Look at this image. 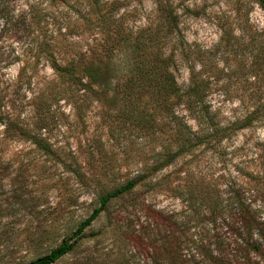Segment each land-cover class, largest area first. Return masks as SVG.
Listing matches in <instances>:
<instances>
[{
	"label": "rangeland",
	"instance_id": "rangeland-1",
	"mask_svg": "<svg viewBox=\"0 0 264 264\" xmlns=\"http://www.w3.org/2000/svg\"><path fill=\"white\" fill-rule=\"evenodd\" d=\"M31 1L8 0L10 14L0 19V264L49 254L102 195L140 174L151 181L113 200L54 264H264V120L236 130L254 97L264 96L261 6L171 0L179 16L167 47L175 50L172 72L183 90L199 86L203 118L221 134L201 143L198 113L177 105L199 143L156 171L166 149H175L172 132L160 126L169 115L155 116L149 96L141 107L130 105L108 84L98 93L62 89L58 100L48 97L57 76L40 48L44 39L68 45L86 62L105 61V43L156 27V0H43L44 28L30 47L25 25L2 27L20 20ZM112 59L122 76L127 55L116 51ZM42 118L46 129L37 123ZM34 135L45 137L55 155L41 151Z\"/></svg>",
	"mask_w": 264,
	"mask_h": 264
},
{
	"label": "trees",
	"instance_id": "trees-1",
	"mask_svg": "<svg viewBox=\"0 0 264 264\" xmlns=\"http://www.w3.org/2000/svg\"><path fill=\"white\" fill-rule=\"evenodd\" d=\"M7 1L0 0V19L3 15L9 16L10 14V9L4 5ZM42 1L36 0V2L27 3V8L22 10L20 20L18 19L14 23L8 20L2 29H6L9 25L15 27L17 31L21 25H25V31L32 35V39L29 41V46L32 47V42L38 39L39 33L44 28L46 8L40 7ZM254 1L264 10V0ZM156 4L160 11L156 27H147L132 38L121 37L114 45V39L109 38L111 45L105 43L103 46L106 60L100 63H95L93 60L86 62L78 51L69 49L68 45H66L67 48H62L51 45L44 39L40 41V48L47 54L57 76V84H54L57 90L54 91L53 86H49L48 97L58 100L62 89L61 92H70L71 95L81 91L84 95L89 91L98 93V91H104L108 84L115 93H118V96L121 95L130 105L141 107L140 103L144 97L149 96L155 103L154 108L158 112V114L154 113L155 116L163 119L165 115H169L167 121L160 126L168 127V130L172 132L175 149L172 150V147L166 149L164 154L166 160L162 159L161 165L156 170L160 171L170 165L179 155L191 151L199 143L196 134H191V130H188V127L182 123L181 117L176 114L177 105L183 104L190 112L198 113L197 118L201 120L205 129L201 143L210 144L212 139L219 138L221 131L212 119L203 118L204 97L199 86L192 85L188 90H183L177 84L172 72V66L175 63V50L169 49L170 52L167 53L168 44L172 43L173 35L179 27L177 7L171 0H156ZM100 20L104 22V17H101ZM177 43L178 41L175 45ZM116 51H123L128 59L124 73L120 77L117 75L120 71L119 65L112 59L115 57ZM260 64L264 65V59L260 61ZM112 72L113 75L110 74ZM254 99L253 109L249 110L241 119H236V130L246 128L256 121L264 120V96L257 95ZM154 121L155 118H152L153 123H155ZM37 123L40 124L41 129L47 128L45 119L42 118ZM145 123L149 124L147 119H145ZM33 142L46 155H55L52 144L45 137L34 135ZM143 180L151 181V177H143V174H140L114 192L102 195L99 199L100 206L94 209L92 214L78 226L69 239L61 242L49 254L31 261L30 264H54L69 254L76 247L84 231L109 207L113 200L130 194L141 183H144Z\"/></svg>",
	"mask_w": 264,
	"mask_h": 264
}]
</instances>
